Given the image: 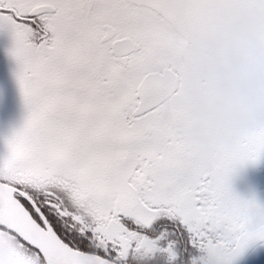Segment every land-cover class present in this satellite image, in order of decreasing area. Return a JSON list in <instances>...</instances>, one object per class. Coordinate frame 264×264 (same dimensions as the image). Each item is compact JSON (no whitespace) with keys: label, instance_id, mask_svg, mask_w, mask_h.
I'll return each mask as SVG.
<instances>
[{"label":"snow or ice","instance_id":"obj_1","mask_svg":"<svg viewBox=\"0 0 264 264\" xmlns=\"http://www.w3.org/2000/svg\"><path fill=\"white\" fill-rule=\"evenodd\" d=\"M246 18L264 40V0H0L28 111L0 160L10 264H264V204L231 185L264 119L198 144L175 107L188 38ZM242 65L264 80V47Z\"/></svg>","mask_w":264,"mask_h":264},{"label":"flooded vegetation","instance_id":"obj_2","mask_svg":"<svg viewBox=\"0 0 264 264\" xmlns=\"http://www.w3.org/2000/svg\"><path fill=\"white\" fill-rule=\"evenodd\" d=\"M235 40L236 34L234 42L232 43L229 49V53H231V49L233 48ZM187 44L189 43L187 42ZM256 44L258 43L253 41L252 44H250L249 56L258 55L260 53L262 47L260 45V50H258ZM11 46L12 41L10 35L7 33L6 30L0 29V151H2L4 147H6V140L23 126L25 119L28 115L27 107L24 103L23 97L19 90L18 83L16 81L15 73L17 71V65L15 60L9 53V49L11 48ZM211 57L213 58V56ZM228 58L233 74V64L230 60V54ZM213 59L215 60V58ZM185 64H179L177 62L175 66V72L178 75V83H180V85L183 83V81H185L183 77L184 72H186L187 69ZM248 75V86L246 88V92L248 95L256 96L258 94L254 92V80L249 73ZM219 80L220 78L214 85H212V83H208L211 84L210 86L200 80L198 84L202 92L198 93L197 95L198 98L197 102H195L194 107L196 111L195 109H193V105H188V103L185 105V102L187 100L183 98L177 99V101L175 102L176 108L185 105L183 107L177 108L179 110L183 111V109L187 107L192 108L194 110L191 113L190 111L187 112L188 116L193 117L192 120L197 122L191 129L190 133L191 139L194 143H205L207 139H209L211 136L220 135L224 132L223 130H221V119L213 117L204 111L205 108L220 103L217 100L214 92ZM183 95L186 96L184 93ZM198 105L200 106L199 108ZM207 123H211L215 125V127H213L212 129H206L204 125ZM263 186L264 181L262 180L261 186L258 187L257 191H255L252 196L259 193L262 190ZM13 251L14 249L10 241L7 238H0V264H10V261L13 257Z\"/></svg>","mask_w":264,"mask_h":264},{"label":"rangeland","instance_id":"obj_3","mask_svg":"<svg viewBox=\"0 0 264 264\" xmlns=\"http://www.w3.org/2000/svg\"><path fill=\"white\" fill-rule=\"evenodd\" d=\"M259 26L260 22L255 18H246L236 23V40L231 49V53H229L230 60L233 64V76L228 93L235 90L247 94L246 88L248 86L247 80L249 75L243 69L242 58L249 56L250 44H252V41L258 43L256 44L258 50H260V45L261 47H264V40L261 38ZM178 63L185 64L187 67L183 76L185 81L181 84L182 92L186 95L185 97H187L185 105L187 103L188 105L191 104L193 105V109H195V102H197L198 98L197 95L202 92L198 83L202 80V82H205L208 86L211 85L208 83L214 85L219 79V76L221 77L220 69L211 56L196 50L192 45L187 44V42L185 52L178 60ZM250 75L254 80V92L258 95L264 93V80H261L252 74ZM199 107L200 106L198 105V108ZM193 109L187 107L183 109V111L186 113L190 111L191 113L194 111ZM190 118L192 119L193 117ZM229 128H232L229 122L221 119V130L225 131ZM6 153L7 148L4 147L2 151H0V158L3 159ZM262 180V172L257 164L248 163L243 166H238L232 176L231 185L236 194L248 199L251 198L254 192L257 191L258 187L261 186Z\"/></svg>","mask_w":264,"mask_h":264},{"label":"water","instance_id":"obj_4","mask_svg":"<svg viewBox=\"0 0 264 264\" xmlns=\"http://www.w3.org/2000/svg\"><path fill=\"white\" fill-rule=\"evenodd\" d=\"M235 37V24L226 27L223 30L221 36L215 39H205L199 35H191L188 38V42L193 45L196 49L202 50L206 53L212 54L219 67L222 70V78L220 82L215 87V96L219 102H226L227 89L231 79V67L228 63L227 55L229 47L231 46L233 39ZM178 80V75L175 73ZM259 168L261 169L264 177V157L257 162ZM252 198L261 204H264V187L263 189L255 194Z\"/></svg>","mask_w":264,"mask_h":264},{"label":"clouds","instance_id":"obj_5","mask_svg":"<svg viewBox=\"0 0 264 264\" xmlns=\"http://www.w3.org/2000/svg\"><path fill=\"white\" fill-rule=\"evenodd\" d=\"M204 111L229 122L232 128L241 127L264 119V93L253 96L233 90L227 94L226 102L217 103Z\"/></svg>","mask_w":264,"mask_h":264}]
</instances>
